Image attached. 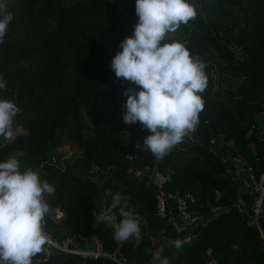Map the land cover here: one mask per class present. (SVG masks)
<instances>
[{
  "label": "trees",
  "instance_id": "obj_1",
  "mask_svg": "<svg viewBox=\"0 0 264 264\" xmlns=\"http://www.w3.org/2000/svg\"><path fill=\"white\" fill-rule=\"evenodd\" d=\"M0 3L14 17L0 44V76L6 81L0 99L20 109L15 138L0 137V162L15 156L21 171L31 168L54 187L53 195H45L44 230L57 241L94 233L104 249L120 248L128 264H151V252L180 238L156 213L154 187L125 171L128 164L149 165L169 172L167 190H190L193 206L207 217L188 230L180 249L165 247L162 257L169 264H202L209 257L206 248L214 264H264V229L262 242L246 214L251 194L229 170L232 157L255 174L264 164V129L258 126L264 122V0H189L196 17L165 42L183 43L205 65L204 107L195 130L159 160L136 147L150 132L122 119V93L139 87L110 68L138 22L135 0ZM67 141L79 152L56 156L59 143ZM116 193L130 197L126 210L140 218L135 246L117 243L113 229L100 221ZM56 209L62 216L52 215ZM55 264L104 263L74 254Z\"/></svg>",
  "mask_w": 264,
  "mask_h": 264
},
{
  "label": "clouds",
  "instance_id": "obj_2",
  "mask_svg": "<svg viewBox=\"0 0 264 264\" xmlns=\"http://www.w3.org/2000/svg\"><path fill=\"white\" fill-rule=\"evenodd\" d=\"M135 13L138 22L133 34L120 42L121 51L112 58L110 68L117 78L139 87L122 93L127 97L122 119L126 124L139 122L150 132L136 147L146 148L159 160L195 130L204 107L200 93L207 87L205 65L183 43L165 42L181 24L196 17V7L189 0H135ZM13 19L6 3H0V44L5 42ZM4 88L6 81L0 76V89ZM19 112L16 103L0 99V137L15 138L14 118ZM54 192L37 171H21L15 156L0 162V264H32V258L41 253L48 242L43 229L49 210L45 195ZM129 199L114 194L111 205L100 215V221L113 229V239L121 245L140 233V218L126 210ZM168 245L180 249L183 241L167 240L151 252V264H169L162 257Z\"/></svg>",
  "mask_w": 264,
  "mask_h": 264
},
{
  "label": "built area",
  "instance_id": "obj_3",
  "mask_svg": "<svg viewBox=\"0 0 264 264\" xmlns=\"http://www.w3.org/2000/svg\"><path fill=\"white\" fill-rule=\"evenodd\" d=\"M125 158L130 160L131 155L126 154ZM220 159L225 160L222 156ZM51 160L54 161L53 158H51ZM231 161V168H229V170L232 176L238 180L240 186L244 185V188L251 194L246 214L249 221L259 229L260 240L262 241L264 164L262 170L258 174H255L250 170L246 171L244 161L241 158L232 157ZM125 171L134 177L142 178L145 183L151 184L154 187L156 213L165 218L181 240L186 241L190 238L188 230L191 227L206 221V215L197 209V207L193 206L195 197L190 190L177 192L166 189V182L170 179L169 172H162L149 165L139 167L133 164H128ZM216 209L217 207H212L211 212ZM132 213L134 216H137L136 213ZM97 214H99V211ZM52 215L57 218L62 216V212L56 209ZM44 231L48 236V242L44 245L41 253L34 258L32 264L47 263L55 254L59 255L61 253L69 256L77 254L91 258H106L114 264H128V259L120 248L116 247L112 250L104 249L101 240L94 233L89 236L71 233L66 235L61 241H57L49 232L46 230ZM139 240L140 233L139 236L131 237L127 242H131V244L135 246L138 244ZM205 252L209 257L202 264H214L215 260L210 255V249L206 248Z\"/></svg>",
  "mask_w": 264,
  "mask_h": 264
},
{
  "label": "rangeland",
  "instance_id": "obj_4",
  "mask_svg": "<svg viewBox=\"0 0 264 264\" xmlns=\"http://www.w3.org/2000/svg\"><path fill=\"white\" fill-rule=\"evenodd\" d=\"M261 129H264V122L259 123L258 125ZM79 152L78 147H76L72 142H64V143H59L58 147H57V154H55L56 156H58L59 154H61L62 156H70L72 154H75ZM102 262L104 264H112L110 263V261L106 258H101Z\"/></svg>",
  "mask_w": 264,
  "mask_h": 264
},
{
  "label": "water",
  "instance_id": "obj_5",
  "mask_svg": "<svg viewBox=\"0 0 264 264\" xmlns=\"http://www.w3.org/2000/svg\"><path fill=\"white\" fill-rule=\"evenodd\" d=\"M191 133V132H190ZM189 133V134H190ZM191 136H193V134H191ZM71 256L69 255H65L64 253H61L59 255H57L56 257L52 258L49 260V262L47 263H42V264H49V263H52V264H55L57 263L61 258H70Z\"/></svg>",
  "mask_w": 264,
  "mask_h": 264
},
{
  "label": "crops",
  "instance_id": "obj_6",
  "mask_svg": "<svg viewBox=\"0 0 264 264\" xmlns=\"http://www.w3.org/2000/svg\"><path fill=\"white\" fill-rule=\"evenodd\" d=\"M260 129H261V128H260ZM261 130H263V129H261ZM240 188H241V189H245V188H244V185L240 186ZM262 227H263V229H264V215H263V217H262Z\"/></svg>",
  "mask_w": 264,
  "mask_h": 264
}]
</instances>
